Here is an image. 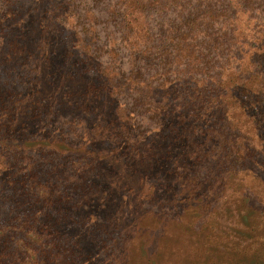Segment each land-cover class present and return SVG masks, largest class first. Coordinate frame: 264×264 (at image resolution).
Listing matches in <instances>:
<instances>
[{"label": "trees", "instance_id": "obj_1", "mask_svg": "<svg viewBox=\"0 0 264 264\" xmlns=\"http://www.w3.org/2000/svg\"><path fill=\"white\" fill-rule=\"evenodd\" d=\"M256 182L264 0H0V264H264Z\"/></svg>", "mask_w": 264, "mask_h": 264}, {"label": "rangeland", "instance_id": "obj_2", "mask_svg": "<svg viewBox=\"0 0 264 264\" xmlns=\"http://www.w3.org/2000/svg\"><path fill=\"white\" fill-rule=\"evenodd\" d=\"M237 11L239 12V10H237ZM243 21L245 22V17H243V14H240V16L237 20V24L241 28L242 31H243ZM123 102H127L125 98L123 99ZM252 185H255L254 188H251V187L250 188H251V191H252L251 193H252V196H253L256 204H258L259 207H264V188L261 185H259L258 182L254 183ZM148 224H154V222L152 220H150V222ZM168 232L170 234H173L174 236H178V234L181 233L182 231H179L178 226L172 224V225H169ZM263 234H264V232H263Z\"/></svg>", "mask_w": 264, "mask_h": 264}]
</instances>
